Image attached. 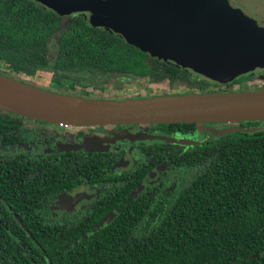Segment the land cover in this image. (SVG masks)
<instances>
[{
    "label": "trees",
    "instance_id": "obj_1",
    "mask_svg": "<svg viewBox=\"0 0 264 264\" xmlns=\"http://www.w3.org/2000/svg\"><path fill=\"white\" fill-rule=\"evenodd\" d=\"M0 62L2 75L17 79L30 66L54 91L93 98H102L96 93L118 79L167 81L183 93H206L234 91L235 84L254 78L248 73L218 83L152 56L112 29L92 24L84 13L60 14L37 0H0ZM258 83L264 87V71ZM151 124L187 136H179L182 143L148 148L147 162L128 178L118 171L109 175L111 161L86 167L68 161L79 152L58 154L67 161L51 160L40 175L15 178L13 170L39 166L14 154L23 117L0 110V264H264V121L237 123L253 132L202 141L190 136L196 122ZM164 160L172 187L147 188L116 202ZM61 173L65 180L79 173L112 177L115 200L98 218L114 207L116 217L99 228L49 224L41 233L36 222L47 221L44 206L61 191ZM14 213L31 225L36 242L26 237Z\"/></svg>",
    "mask_w": 264,
    "mask_h": 264
},
{
    "label": "water",
    "instance_id": "obj_2",
    "mask_svg": "<svg viewBox=\"0 0 264 264\" xmlns=\"http://www.w3.org/2000/svg\"><path fill=\"white\" fill-rule=\"evenodd\" d=\"M37 1L60 14L88 11L92 24L110 28L152 56L171 60L218 83L264 68V26L233 8L228 0ZM0 110L65 126L227 123L209 130V138H213L255 131L237 123L264 121V87L114 100L42 91L0 74ZM77 148L100 147H70Z\"/></svg>",
    "mask_w": 264,
    "mask_h": 264
},
{
    "label": "flooded vegetation",
    "instance_id": "obj_3",
    "mask_svg": "<svg viewBox=\"0 0 264 264\" xmlns=\"http://www.w3.org/2000/svg\"><path fill=\"white\" fill-rule=\"evenodd\" d=\"M228 2L231 6L239 8L245 14L255 19L259 25L264 26V18H258L255 14H252L250 11L237 5L233 0H228ZM81 13H84L88 19L91 14L90 12ZM263 71L264 70H262V72ZM22 117L23 125L21 131L19 132V139L17 141L14 154L26 157L28 163L36 164L39 166V169H32L27 172H18L17 170L15 173L13 170L12 174H14L13 177L15 178L18 175L26 178L29 176L33 177L36 174L40 175L42 172H46L47 165L51 160H61V162L65 160L67 161L66 158L56 157L58 154H63L64 152H79L77 156L68 159V161L77 163L83 167H86L89 163L92 164L111 161L110 168L107 169L106 172L110 175L111 171H118L119 173H123L125 175L123 178H128L131 171L136 170L140 165L143 166L147 162L146 155L148 154V148L153 147L156 143L160 142L175 144L177 143L175 140H181L179 136H187L176 131H168L156 124L65 126L34 118ZM31 123L35 125L33 128L34 131L31 133L35 138H41L40 136H42L41 133L43 130H45L49 125H53L56 127H64L66 132L69 133L67 134L68 141L64 143L56 141L55 143L49 144L51 141L54 142V137L44 134L43 137H47V141L49 143H39L34 137H31V142L27 145L24 139H26V134L29 133V128L27 129V126H33ZM204 125L221 129L228 124L222 122H205L203 124L197 123L196 131L190 136L198 141L206 140L210 135V131H202L201 128H203ZM39 130L41 132H39ZM170 139H174V141H171ZM88 145H95L100 148L70 149L71 146ZM104 153L109 154L110 157L95 158L93 155H102ZM113 157H115V160H113ZM168 167V161H159L146 172L145 176L135 184V187L129 191L125 197H117L116 202H124L125 200H128V197L130 196L138 197L147 188L172 187L174 179H170V177L167 176L166 173L168 171ZM61 177L63 178V182H61V191L57 192L44 206V213L47 221L36 222L37 226H42V229L39 230L41 233L48 231L47 226L49 224L54 226H63L78 223L79 226L85 228H99L104 226V224H109L116 217L117 210L116 207L113 206L114 208L108 210L105 214L98 218V215L102 212L103 208L110 206L115 200L116 192L114 191V180L112 177H97L91 173H79L78 177L74 179L70 178L68 180H65V175L61 173ZM116 182L120 181L116 180ZM125 182L128 183L127 180ZM110 214H112L111 218L106 221V218ZM14 218L20 227L24 229L26 237L32 240V242H36L37 239H35L32 234V230L29 228L31 225L28 226L15 213ZM97 218L98 220L95 223L94 220ZM81 235L82 237H85L86 233H82Z\"/></svg>",
    "mask_w": 264,
    "mask_h": 264
},
{
    "label": "rangeland",
    "instance_id": "obj_4",
    "mask_svg": "<svg viewBox=\"0 0 264 264\" xmlns=\"http://www.w3.org/2000/svg\"><path fill=\"white\" fill-rule=\"evenodd\" d=\"M237 5L241 6L243 9L250 11L252 14H255L258 18H264V0H233ZM230 4V3H229ZM233 7V6H232ZM236 8V7H233ZM239 9V8H236ZM240 10V9H239ZM88 12V11H87ZM243 12V11H242ZM244 13V12H243ZM245 14V13H244ZM247 15V14H245ZM248 16V15H247ZM250 17V16H248ZM252 18V17H250ZM253 19V18H252ZM255 20V19H254ZM1 63V62H0ZM0 69L1 70H6L4 65L0 64ZM262 68H256L255 70L249 72L253 73V79L246 81L245 84H235L232 86L233 89H238L248 87L249 89H255L260 86V83H258V80L261 76L262 73ZM248 74V73H247ZM39 74H35V72L32 71V68L30 66H26L25 70L16 75L17 79L20 81H23L24 83L33 85L35 87H38L42 91H52V92H58L54 91L53 88H51L47 84V79L46 77H40L38 76ZM43 76L46 75V73L42 74ZM114 85H117L115 87ZM245 85V86H244ZM224 86H218L215 87V89H223ZM242 91V90H240ZM184 90L180 86H172L170 85L167 81L159 82V83H146L145 80L139 79V80H114L109 83L108 88L97 92L96 95L101 96L102 98H110V99H115L119 100L123 99L125 97H132V95H142L145 97V95H161V94H173V93H183ZM32 124V123H31ZM33 125V124H32ZM203 126V125H201ZM35 125L32 127L27 126V129L29 128V133L26 134L25 142L26 144H30V138L34 137L33 131ZM214 127H211L209 125H204L202 131H209L210 129H213ZM39 132H41L39 130ZM44 134H47L48 136L54 137V142L51 141L50 143L47 141V137H43ZM68 132L64 129V127L61 126H53L49 125L43 132L41 133L42 136L41 138H35L39 143L43 142L46 143L48 142L49 144L57 142H67L68 141ZM32 135V136H31ZM35 140V141H36ZM36 141V142H37ZM37 142V143H38ZM48 144V145H49Z\"/></svg>",
    "mask_w": 264,
    "mask_h": 264
},
{
    "label": "bare ground",
    "instance_id": "obj_5",
    "mask_svg": "<svg viewBox=\"0 0 264 264\" xmlns=\"http://www.w3.org/2000/svg\"><path fill=\"white\" fill-rule=\"evenodd\" d=\"M49 97H51V96H49ZM54 98H56V97H54ZM59 99H61V98H59ZM61 100H65V101H69L70 102V100H68V99H61Z\"/></svg>",
    "mask_w": 264,
    "mask_h": 264
}]
</instances>
